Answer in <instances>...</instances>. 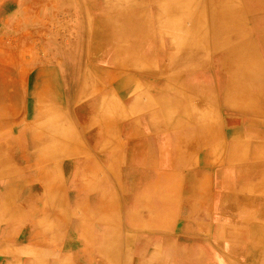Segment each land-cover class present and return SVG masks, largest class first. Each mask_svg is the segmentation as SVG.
Masks as SVG:
<instances>
[{"label":"crops","instance_id":"crops-1","mask_svg":"<svg viewBox=\"0 0 264 264\" xmlns=\"http://www.w3.org/2000/svg\"><path fill=\"white\" fill-rule=\"evenodd\" d=\"M108 1L0 0V158L32 201L0 262L264 264V107L163 24L199 6Z\"/></svg>","mask_w":264,"mask_h":264},{"label":"bare ground","instance_id":"bare-ground-1","mask_svg":"<svg viewBox=\"0 0 264 264\" xmlns=\"http://www.w3.org/2000/svg\"><path fill=\"white\" fill-rule=\"evenodd\" d=\"M109 2H114V1L110 0ZM115 2L118 3V5H116V6H122L126 3L128 4L127 0H116ZM236 2H238L240 4H237ZM178 4L180 6H199L198 8H195V7L191 8V10L189 9V7L188 8L186 7L184 9L185 16L180 15L179 21L183 22L185 20L190 19V20H192V22H194L198 25L199 32L197 35L200 38H198L197 36H194L195 40L194 39H191V40L196 42L197 45H199L203 49L202 51H204V47L206 46V44L204 43V38L210 37V39L213 43L212 45H215V46L216 45L217 46L218 45H227L226 43L231 42L232 39L238 38L239 35L241 33H243V31L246 29L247 25H245V22L247 20L246 17L248 15V11H264V0H179V1L176 0V4H173V5L170 4V6H175L174 8L176 9V6H179ZM208 4L209 5L214 4V6H211L213 8V13L208 12V6H207ZM124 6H126V5H124ZM193 10H198L197 14H192L191 11H193ZM169 12H173L172 9L169 10ZM172 14L170 13V16H172ZM180 14H181V11H180ZM203 22H209L210 23L209 25H211V32L208 35H203V30H202L203 29ZM251 25H252L251 27L247 26V29L253 30V32L255 34L254 38L252 37V39H251L252 42H250V43H252L253 47L251 49H249V47H248V49H247L248 44H247V42H244L237 47H234L228 51H225L224 53L227 55L224 57V61L227 62V64L229 62H231L228 65H230V66L232 65L234 67V69L237 68V71L234 70L235 74H236V75H234V77L236 78V80H235L236 83L234 82L235 84L232 88L234 100L240 101V103H238V104H242V105L247 106V107H249V105L252 103L253 104H255V103L262 104V106L264 107V62H262L261 58H260L264 54V15L261 17L255 18V21H253V23ZM202 36H204V37H202ZM263 57H264V55H263ZM188 60H191L192 63L194 61V59H188ZM135 61H137L136 65L138 67H140L142 65L141 61H143V60H141V61L135 60ZM217 61L219 64H220V62H221V64H223L222 63L223 59L221 60V58H220ZM133 62H134V60H133ZM195 62H196V60H195ZM130 65H132V64H130ZM225 78H227V77H225ZM159 103H160V101H159ZM163 103H164V101H163ZM168 104H171V103H168ZM178 109H180V108H178ZM172 112H174V111H171L170 113H172ZM174 114H175V112H174ZM189 114H192V113L190 112ZM186 115H187V113H186ZM196 117H197V115H196ZM187 121H188V119H187ZM189 121H190V119H189ZM203 121H206V120H203ZM168 124H170V123H168ZM237 131H239V130H237ZM231 132L233 133V131H231ZM233 139H235V138H233ZM40 145L44 146L43 142H41ZM7 161L8 160H6L5 157L2 159L0 158V177L9 176V174L14 170V166H11L9 163H7ZM174 172L173 173H167V175H165V178L170 180V181H171V179L173 180V179L177 178V175H176L177 173H174ZM8 183H10V181H8ZM6 190H8V192L5 194H2L0 196V222H1L0 227H2L3 230H7L8 227H10L9 225L13 223L12 219H14V211H13L14 209L9 207V202L7 203L6 207L3 206V203L5 204L7 198L10 199V196L13 197L16 194L15 186H12V187H7L5 185H3V187L0 186V192L1 193H2V191H6ZM7 250H9V249H7ZM234 250H237V249H234Z\"/></svg>","mask_w":264,"mask_h":264},{"label":"rangeland","instance_id":"rangeland-1","mask_svg":"<svg viewBox=\"0 0 264 264\" xmlns=\"http://www.w3.org/2000/svg\"><path fill=\"white\" fill-rule=\"evenodd\" d=\"M41 1H47V2L53 3L54 5H58L60 3H63V0H41ZM70 1L73 2V0H67V2H70ZM127 1H128V4L126 2H125L126 4H124L126 6H145V5L149 4V3H153L152 5H156V6H170V4H172V5L173 4H176V0H140V1L139 0H127ZM238 2H236V3L237 4H240ZM116 5H118V3H116L115 1L114 2H109L108 1L107 4H106V7L107 6H116ZM124 5H122V6H124ZM207 6H208V12L209 13H213V8L211 6H214V4L213 5H209L208 4ZM189 9L191 10V8H189ZM180 11H181L180 9H179V11L177 10V11H173V12H169V10H166L165 11L166 12V15L164 17L163 24L166 27L170 28L173 22L179 21L180 14L177 15L176 13L177 12L180 13ZM197 11L198 10H193V11H191V13L192 14H197ZM170 13L171 14L173 13L172 16H170ZM174 14H176V17H174ZM263 15H264V11H248V15L246 17L247 20L245 22V25L251 27L252 26L251 24L253 23V21H255V18L261 17ZM209 24H210L209 22H203V29H202L203 30V35L210 34V32H211V25H209ZM247 26H246V29L243 31V33H241L239 35L238 38L232 39L231 42L226 43L227 45H218V46L217 45L216 46L213 45V46L217 47L218 50H221L222 53H224L225 51H228V50H230V49H232L234 47L239 46L240 44H242L244 42H247V44H248L247 45V49H248V47H249V49H251L253 47V45L250 42H252L251 39H252V37L254 38V35L255 34H254L253 30L247 29ZM198 32H199V27H198V25L196 23L193 22V29H191V30H185L184 29L183 32H181V34H183L187 39L189 37L190 38L192 37V39L195 40V37L194 36H197L198 38H200L197 35ZM202 37H204V36H202ZM206 39H208V41H206ZM194 43H196V42H194ZM204 43L207 46H210V45L213 44L212 41H211V39H210V37L204 38ZM208 51H209V49H208ZM263 55L261 57L259 56L261 58V61L262 62H264ZM178 60H179V58L178 59L177 58H172L170 61H171L172 64H174L175 62H178ZM143 61L146 62V63H144V68H145V66H147V64L150 63L151 60H143ZM179 62H180V60H179ZM181 62H184L183 63L184 66L185 65L193 64L191 62V60H188V59L182 60ZM217 63H218V61H217ZM237 102L238 101H236L235 103L237 104ZM263 136H264V132H263ZM216 142L218 143V147L219 146L222 147V141H220V139L219 140L217 139ZM14 168H16V167L14 166ZM14 171H16V170H14ZM12 172L9 174V176L0 177V186H2V187H3V185H5L7 187L15 186V190H16V194L13 197H11L9 195L10 196V199L7 198L5 204L3 203V206L6 207L7 203L9 202V207H11V208L14 209L13 210L14 211V219H12V222L13 223L9 225L10 227L7 226L8 227L7 230H2L3 232H7V233L9 231H11V229L13 227H16V225H18V224H20V223L23 222V220H24V213L26 212V209L28 208L29 205H32L31 199L29 200V197L31 196L29 194L30 192H27V191L25 192V190H24V189H27L26 186H25V185H27V183L24 182V180H22L21 178H16L15 175L12 174ZM173 172L174 173H177L176 170L169 169V171H167L165 175H167V173H173ZM8 181H10V183H8ZM7 192H8V190L2 191V193L0 192V196L2 194L7 193ZM18 200H20L23 205L22 204H18L17 203ZM1 229H2V227H1ZM5 253L8 254V255H11L12 254V250L9 249ZM0 264H7V263L0 262Z\"/></svg>","mask_w":264,"mask_h":264}]
</instances>
